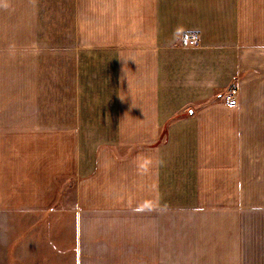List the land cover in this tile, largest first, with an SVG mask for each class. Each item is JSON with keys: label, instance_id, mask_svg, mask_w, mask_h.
Instances as JSON below:
<instances>
[{"label": "crops", "instance_id": "1", "mask_svg": "<svg viewBox=\"0 0 264 264\" xmlns=\"http://www.w3.org/2000/svg\"><path fill=\"white\" fill-rule=\"evenodd\" d=\"M0 264H264V0H0Z\"/></svg>", "mask_w": 264, "mask_h": 264}, {"label": "rangeland", "instance_id": "2", "mask_svg": "<svg viewBox=\"0 0 264 264\" xmlns=\"http://www.w3.org/2000/svg\"><path fill=\"white\" fill-rule=\"evenodd\" d=\"M192 36L197 37V43L196 44H190L189 39ZM182 43L186 47H198V46H200V44H201V41H200V33H198V32H188V33H185V35L183 36ZM238 95H239L238 87L235 86V85L232 86L229 89L228 94L225 96V103H226V105L229 106L228 105V102H229V99L230 98H235L237 100V104L233 108L238 107ZM231 96H234V97H231Z\"/></svg>", "mask_w": 264, "mask_h": 264}, {"label": "built area", "instance_id": "3", "mask_svg": "<svg viewBox=\"0 0 264 264\" xmlns=\"http://www.w3.org/2000/svg\"><path fill=\"white\" fill-rule=\"evenodd\" d=\"M189 42H190V44H196V43H197V37L192 36V37L189 39ZM231 97H234V96H231ZM236 104H237V100H236L235 98H230V99H229L228 105H229L230 107H234Z\"/></svg>", "mask_w": 264, "mask_h": 264}]
</instances>
